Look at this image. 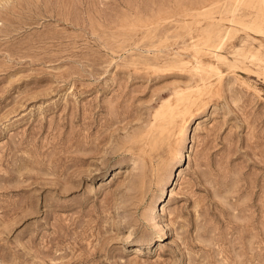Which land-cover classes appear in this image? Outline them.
I'll list each match as a JSON object with an SVG mask.
<instances>
[{"label": "rangeland", "instance_id": "374dc122", "mask_svg": "<svg viewBox=\"0 0 264 264\" xmlns=\"http://www.w3.org/2000/svg\"><path fill=\"white\" fill-rule=\"evenodd\" d=\"M0 264H264V0H0Z\"/></svg>", "mask_w": 264, "mask_h": 264}, {"label": "bare ground", "instance_id": "6f19581e", "mask_svg": "<svg viewBox=\"0 0 264 264\" xmlns=\"http://www.w3.org/2000/svg\"><path fill=\"white\" fill-rule=\"evenodd\" d=\"M163 209V207H161V210ZM164 226V225H163ZM166 226V225H165ZM165 228V227H164ZM165 233V230L163 229V231L159 234V235H157L159 238L161 237V236H163V234Z\"/></svg>", "mask_w": 264, "mask_h": 264}]
</instances>
